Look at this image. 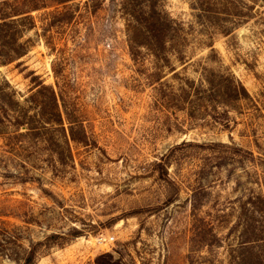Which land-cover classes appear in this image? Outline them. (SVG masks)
Listing matches in <instances>:
<instances>
[{"label":"rangeland","instance_id":"1","mask_svg":"<svg viewBox=\"0 0 264 264\" xmlns=\"http://www.w3.org/2000/svg\"><path fill=\"white\" fill-rule=\"evenodd\" d=\"M122 1L74 0L61 17L37 0L47 8L15 24L25 52L0 64V264H264V3L207 19L211 0H155L176 30L157 56ZM39 82L83 143L50 121Z\"/></svg>","mask_w":264,"mask_h":264},{"label":"trees","instance_id":"2","mask_svg":"<svg viewBox=\"0 0 264 264\" xmlns=\"http://www.w3.org/2000/svg\"><path fill=\"white\" fill-rule=\"evenodd\" d=\"M72 1L74 0H52V3L56 7H64L63 11H65L58 13L59 16L63 17V13H67V8L64 5ZM154 1L155 0H123L121 2V7L123 13L125 12L126 15L128 14L130 17L131 22L129 23L132 24L127 27H131L130 32L136 40L137 45H145L150 48V50L157 51L158 56L163 53L167 43H170V41L172 43V39H174L172 36H174V32L176 30L171 26L172 22H170L164 14L158 11V9L157 11L155 10ZM211 1V4L206 2L200 4V7L205 9L206 15H210L206 16L207 19H218V11L223 10L224 12H228L230 11L229 9H231L229 7L233 6L232 2L229 0ZM260 1L264 3V0ZM220 2L223 3L221 8L219 7ZM44 8H47L44 2L42 4H38L37 0H0V64L12 62L14 59L21 57L25 52L23 45L18 44L16 41L18 32L15 30V24L17 22L28 21V14ZM62 21H66V19H62ZM38 87L41 88H37V93L39 94L41 91L47 92L49 97L48 104L52 105V111L55 119H50V121L53 123L56 122V124L62 126L71 141L83 143L85 141L86 134L82 126L76 125L75 123L67 120L68 126L66 128L63 127L64 123L62 114L59 110L57 94L54 89L44 86L41 82H39ZM215 89L216 88H211L212 94H215ZM239 93L247 95L245 89L240 86V88L228 89L226 94L222 96L230 99L232 98L230 95L237 97L239 96ZM0 100H2V96H0ZM29 119L31 118L28 117L27 120L20 121V123L18 122L19 128H24V130L29 132ZM226 124V121H222V125ZM262 204L263 206L259 208L260 212L258 213L264 219V202H262Z\"/></svg>","mask_w":264,"mask_h":264}]
</instances>
